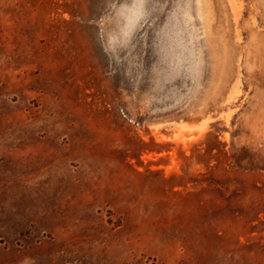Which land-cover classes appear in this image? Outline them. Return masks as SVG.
<instances>
[{"label":"rangeland","instance_id":"obj_1","mask_svg":"<svg viewBox=\"0 0 264 264\" xmlns=\"http://www.w3.org/2000/svg\"><path fill=\"white\" fill-rule=\"evenodd\" d=\"M0 264H264V0H0Z\"/></svg>","mask_w":264,"mask_h":264},{"label":"bare ground","instance_id":"obj_2","mask_svg":"<svg viewBox=\"0 0 264 264\" xmlns=\"http://www.w3.org/2000/svg\"><path fill=\"white\" fill-rule=\"evenodd\" d=\"M234 6V5H233Z\"/></svg>","mask_w":264,"mask_h":264}]
</instances>
